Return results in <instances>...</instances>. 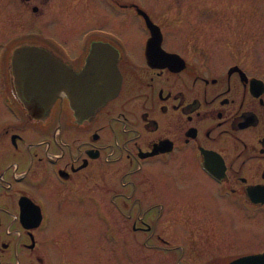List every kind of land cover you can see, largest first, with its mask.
I'll list each match as a JSON object with an SVG mask.
<instances>
[{
    "label": "flooded vegetation",
    "instance_id": "flooded-vegetation-1",
    "mask_svg": "<svg viewBox=\"0 0 264 264\" xmlns=\"http://www.w3.org/2000/svg\"><path fill=\"white\" fill-rule=\"evenodd\" d=\"M31 1L42 14L51 3L47 27L0 39V264H25L27 250L48 264L52 219L73 212L72 185L110 173L132 193L148 184L149 209L132 227L166 262L233 264L263 252L264 63L227 59L184 33L172 2L12 0ZM21 46L76 72L109 56L121 89L83 121L66 92L36 116L14 69ZM29 129L41 138L27 140ZM77 142V150L65 148Z\"/></svg>",
    "mask_w": 264,
    "mask_h": 264
},
{
    "label": "rangeland",
    "instance_id": "rangeland-1",
    "mask_svg": "<svg viewBox=\"0 0 264 264\" xmlns=\"http://www.w3.org/2000/svg\"><path fill=\"white\" fill-rule=\"evenodd\" d=\"M151 1L172 2L178 8L173 13L181 18L184 33L199 34L202 44L222 52L227 59L243 55L254 65L264 63V0ZM33 2L37 1L17 7L12 0L9 6L7 0H0V39L33 32L35 26L47 27L44 18L48 17L51 3H40V11L46 9L42 14L33 11ZM25 138L38 141L41 136L29 129ZM44 139L53 145L56 142L52 135ZM79 145L80 142L67 144L65 148L75 151ZM146 169L145 166L140 176L144 177ZM109 175L90 178L81 186L72 185L73 212L52 219L57 231L48 264H170L162 259V252L142 246L144 236L135 234L132 227L135 217L141 223V217L145 216L141 213L149 209L148 184L139 183L138 190L132 193L126 180ZM131 214L134 216L130 217ZM194 220L196 224L200 219ZM180 222L186 223L184 219ZM41 248L45 249L46 244ZM20 253L25 264H40L29 250Z\"/></svg>",
    "mask_w": 264,
    "mask_h": 264
},
{
    "label": "water",
    "instance_id": "water-1",
    "mask_svg": "<svg viewBox=\"0 0 264 264\" xmlns=\"http://www.w3.org/2000/svg\"><path fill=\"white\" fill-rule=\"evenodd\" d=\"M98 52L94 48V53ZM108 57L92 59L96 64L76 72L42 49L21 46L13 64L22 98L34 115L41 116L53 106L60 92H66L78 119H89L121 89L122 74L116 61ZM233 264H264V252L240 257Z\"/></svg>",
    "mask_w": 264,
    "mask_h": 264
}]
</instances>
